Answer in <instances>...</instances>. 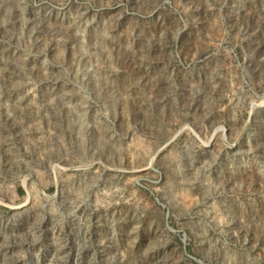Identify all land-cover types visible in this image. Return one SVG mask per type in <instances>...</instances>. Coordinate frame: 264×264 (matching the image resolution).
Returning <instances> with one entry per match:
<instances>
[{
  "label": "rangeland",
  "instance_id": "obj_1",
  "mask_svg": "<svg viewBox=\"0 0 264 264\" xmlns=\"http://www.w3.org/2000/svg\"><path fill=\"white\" fill-rule=\"evenodd\" d=\"M0 264H264V0H0Z\"/></svg>",
  "mask_w": 264,
  "mask_h": 264
},
{
  "label": "trees",
  "instance_id": "obj_2",
  "mask_svg": "<svg viewBox=\"0 0 264 264\" xmlns=\"http://www.w3.org/2000/svg\"><path fill=\"white\" fill-rule=\"evenodd\" d=\"M20 194L24 195V191L22 189H20Z\"/></svg>",
  "mask_w": 264,
  "mask_h": 264
}]
</instances>
